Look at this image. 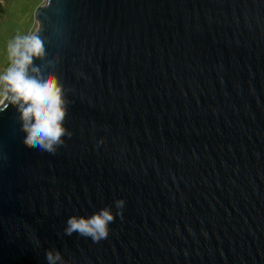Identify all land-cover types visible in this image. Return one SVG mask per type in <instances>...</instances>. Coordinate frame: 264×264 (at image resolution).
Listing matches in <instances>:
<instances>
[{"label":"water","instance_id":"water-1","mask_svg":"<svg viewBox=\"0 0 264 264\" xmlns=\"http://www.w3.org/2000/svg\"><path fill=\"white\" fill-rule=\"evenodd\" d=\"M36 17L73 135L26 147L0 112V264H264V0H50ZM118 199L107 239L64 234Z\"/></svg>","mask_w":264,"mask_h":264},{"label":"clouds","instance_id":"clouds-1","mask_svg":"<svg viewBox=\"0 0 264 264\" xmlns=\"http://www.w3.org/2000/svg\"><path fill=\"white\" fill-rule=\"evenodd\" d=\"M49 4L50 0H38L40 8ZM41 31V23L34 24L30 32L18 34L7 43V63L0 65V112L14 107L19 114L20 131L25 134L24 145L54 155L65 144L64 137L73 135L65 127L71 102L67 98L68 89L58 75L47 68L49 40L41 37ZM54 59L58 61L59 57L55 55ZM114 204L115 214L109 205L91 216H70L64 234L75 233L94 243L107 239L109 225L117 216L123 219L125 201L118 199ZM45 259L47 264H65L59 250H46Z\"/></svg>","mask_w":264,"mask_h":264},{"label":"rangeland","instance_id":"rangeland-1","mask_svg":"<svg viewBox=\"0 0 264 264\" xmlns=\"http://www.w3.org/2000/svg\"><path fill=\"white\" fill-rule=\"evenodd\" d=\"M0 9V65H4L7 43L18 34H27L39 23L38 0H0Z\"/></svg>","mask_w":264,"mask_h":264},{"label":"trees","instance_id":"trees-1","mask_svg":"<svg viewBox=\"0 0 264 264\" xmlns=\"http://www.w3.org/2000/svg\"><path fill=\"white\" fill-rule=\"evenodd\" d=\"M1 9H2V8H1ZM1 9H0V10H1Z\"/></svg>","mask_w":264,"mask_h":264}]
</instances>
